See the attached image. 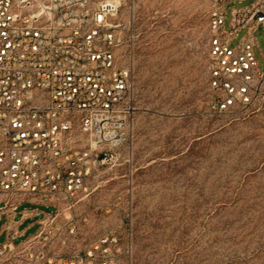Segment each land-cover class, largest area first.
Instances as JSON below:
<instances>
[{"label":"built area","instance_id":"1","mask_svg":"<svg viewBox=\"0 0 264 264\" xmlns=\"http://www.w3.org/2000/svg\"><path fill=\"white\" fill-rule=\"evenodd\" d=\"M127 1L0 0V264H116L119 240L94 234L84 208L96 168L127 142L135 113L131 72L118 58L116 20ZM242 1L212 0L209 106L217 114L264 110L254 37L264 0L232 10L225 27L226 5ZM24 204L50 211L20 212ZM36 217L26 238L19 226Z\"/></svg>","mask_w":264,"mask_h":264},{"label":"rangeland","instance_id":"2","mask_svg":"<svg viewBox=\"0 0 264 264\" xmlns=\"http://www.w3.org/2000/svg\"><path fill=\"white\" fill-rule=\"evenodd\" d=\"M256 1L228 3L226 29L232 10ZM211 12L212 0H128L116 20L135 113L84 208L94 234L119 240L116 264H264V110H210ZM254 37L264 69L263 26ZM34 208L50 211H19ZM37 220L19 231L34 235Z\"/></svg>","mask_w":264,"mask_h":264}]
</instances>
